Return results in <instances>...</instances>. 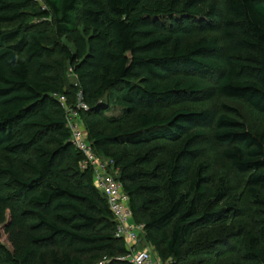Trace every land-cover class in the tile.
<instances>
[{"label":"trees","instance_id":"obj_1","mask_svg":"<svg viewBox=\"0 0 264 264\" xmlns=\"http://www.w3.org/2000/svg\"><path fill=\"white\" fill-rule=\"evenodd\" d=\"M41 1L0 0V223L9 212L14 245L0 241V264H134L71 140L59 96L75 100L81 90L102 114L105 95L122 108L109 131L84 116L89 141L113 161L133 221L161 260L198 264L186 261L198 249L193 235L228 213L212 203L229 187H212L197 162L211 142L248 175L263 238L264 0H225L223 9L216 0ZM69 70L78 85L68 82ZM215 96L243 101L263 124L250 127L225 102L223 112L163 115ZM242 255L244 264H264L259 235L247 232Z\"/></svg>","mask_w":264,"mask_h":264},{"label":"rangeland","instance_id":"obj_2","mask_svg":"<svg viewBox=\"0 0 264 264\" xmlns=\"http://www.w3.org/2000/svg\"><path fill=\"white\" fill-rule=\"evenodd\" d=\"M41 6H44L43 1H38ZM220 8L225 7V0H216ZM163 18V17H160ZM179 18V17H177ZM200 19V18H198ZM164 21H169L168 17L163 18ZM68 82L73 85H78V80L72 72L68 71ZM66 105L74 107L79 102L76 95L75 100L73 95L68 96ZM108 96L105 95L98 101L104 108V112L91 105L89 111L81 116V111L78 116L74 117L82 130L86 132L89 140V132L85 123L86 116L89 119L97 118L101 121L99 129L109 131L115 125H118L116 118L122 114V108L108 102ZM225 102L233 107L238 108L242 113L243 120L250 126L255 127L263 124L262 117L258 112L248 106L246 103L236 99L215 96L206 101H188L178 105H173L163 110V115L167 116L179 108L201 109L214 108L223 112L222 103ZM123 125V124H122ZM127 128V126H125ZM164 146H170L167 142H161ZM223 147L215 142H211L205 146V150L198 156L197 162H201L206 166L208 174L213 182L212 187H217L221 182L229 187L228 196L222 201L212 203L213 208H227L228 213L220 220L198 229L193 235L190 243L197 247L193 254H189L186 261H193L198 264H244L243 259V239L247 232L251 231L260 236L264 246V237L260 235L258 219L260 217V206L255 202L249 192L250 184L248 183V175L239 172L233 164L226 159L222 154ZM107 172L118 174L117 171L109 167ZM189 190L187 183L183 187V191ZM133 216L130 221H133ZM10 221V213L7 212L6 218L0 223V241L8 248L13 250V241L10 238L8 223ZM138 224V223H136ZM140 247L147 248L154 258L160 259L156 250L146 241L143 231L139 232ZM122 259L123 256H121ZM120 259V257H119ZM131 261V260H130ZM165 262V261H164ZM170 264L169 262H166Z\"/></svg>","mask_w":264,"mask_h":264},{"label":"built area","instance_id":"obj_3","mask_svg":"<svg viewBox=\"0 0 264 264\" xmlns=\"http://www.w3.org/2000/svg\"><path fill=\"white\" fill-rule=\"evenodd\" d=\"M77 97L79 102L74 107L66 105V95H60L59 100L67 111L68 126L72 131L71 140L84 153L85 158L81 166L83 169H93L96 185L107 197L110 208L114 213L117 223L116 236L124 238L129 246L130 254L124 258H130L134 264H167L161 259L154 258L147 248L140 247L139 232L144 230V225L130 221L133 213L129 204V196L116 175L107 172L109 167L114 169L112 165L113 161L101 157L95 152L90 141L87 139L86 132L74 121V117L78 116L80 111H87L90 108L89 104L85 101L82 90L77 93Z\"/></svg>","mask_w":264,"mask_h":264}]
</instances>
